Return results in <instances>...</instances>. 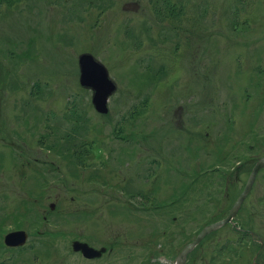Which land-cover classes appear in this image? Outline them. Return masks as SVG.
I'll return each mask as SVG.
<instances>
[{
  "label": "rangeland",
  "instance_id": "obj_1",
  "mask_svg": "<svg viewBox=\"0 0 264 264\" xmlns=\"http://www.w3.org/2000/svg\"><path fill=\"white\" fill-rule=\"evenodd\" d=\"M0 1V264H174L264 155V0ZM186 264H264V167Z\"/></svg>",
  "mask_w": 264,
  "mask_h": 264
},
{
  "label": "water",
  "instance_id": "obj_2",
  "mask_svg": "<svg viewBox=\"0 0 264 264\" xmlns=\"http://www.w3.org/2000/svg\"><path fill=\"white\" fill-rule=\"evenodd\" d=\"M78 65L80 70L79 84L85 88L92 89L91 102L94 109L99 113H106L108 110V97L116 89L114 82L108 76L107 69L101 62L96 60L91 53L86 52L78 56ZM263 166L264 156L260 157L253 166L242 192L231 206L227 216L219 221H216L203 227L201 229L200 234L196 238H194L190 243L185 245L184 248L181 250L177 257V264H184L186 254L199 242L201 238H203L209 232L217 229L224 223L229 222L234 217L242 201L247 196L256 173ZM25 239L26 234L23 231H11L5 235L4 242L10 245H18L23 243ZM79 245L80 244L75 243V247H78ZM80 248L85 256L93 255L92 249L88 248V246L86 247V245H83Z\"/></svg>",
  "mask_w": 264,
  "mask_h": 264
},
{
  "label": "trees",
  "instance_id": "obj_3",
  "mask_svg": "<svg viewBox=\"0 0 264 264\" xmlns=\"http://www.w3.org/2000/svg\"><path fill=\"white\" fill-rule=\"evenodd\" d=\"M6 2H11L13 0H4ZM1 2V1H0ZM180 1L179 0H162V4L168 8V6H172V7H176V13L179 15V16H183V12L185 11V7H182L179 3ZM160 9V8H159ZM185 32H187V29H185Z\"/></svg>",
  "mask_w": 264,
  "mask_h": 264
},
{
  "label": "bare ground",
  "instance_id": "obj_4",
  "mask_svg": "<svg viewBox=\"0 0 264 264\" xmlns=\"http://www.w3.org/2000/svg\"><path fill=\"white\" fill-rule=\"evenodd\" d=\"M15 231H23V232L26 234V239H25V240H27L28 235H27V233H26L24 230H15ZM10 232H11V231H10ZM200 232H201V230L197 233V235H196L194 238H196V237L200 234ZM8 233H9V232H8ZM6 234H7V233H6ZM6 234H5V235H6ZM4 237H5V236H4ZM194 238H193V239H194ZM202 239H203V238H201V239L199 240V242H200ZM199 242H198V243H199ZM198 243H197V244H198ZM197 244H196V245H197ZM196 245H195V246H196Z\"/></svg>",
  "mask_w": 264,
  "mask_h": 264
}]
</instances>
